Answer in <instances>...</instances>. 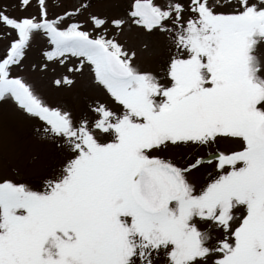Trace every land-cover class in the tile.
Masks as SVG:
<instances>
[{"label":"snow or ice","instance_id":"6c2138e0","mask_svg":"<svg viewBox=\"0 0 264 264\" xmlns=\"http://www.w3.org/2000/svg\"><path fill=\"white\" fill-rule=\"evenodd\" d=\"M0 42L46 149L0 139V264H264V0H0Z\"/></svg>","mask_w":264,"mask_h":264},{"label":"rangeland","instance_id":"374dc122","mask_svg":"<svg viewBox=\"0 0 264 264\" xmlns=\"http://www.w3.org/2000/svg\"><path fill=\"white\" fill-rule=\"evenodd\" d=\"M50 11H60L61 6L70 3L71 0H48ZM30 11H35L31 9ZM25 15L26 13H18ZM3 43L0 42V51L3 50ZM28 60L39 59V51L36 46L28 52ZM77 89L58 93L71 103L77 93ZM0 139L6 145L12 146L15 150L14 163L23 166L33 157H42L46 151L43 145L31 140L29 125L22 121L11 104H0ZM211 169H209L210 171Z\"/></svg>","mask_w":264,"mask_h":264}]
</instances>
